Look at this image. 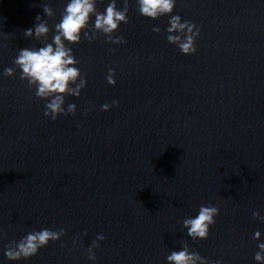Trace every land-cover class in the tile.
Listing matches in <instances>:
<instances>
[{"label":"clouds","instance_id":"clouds-1","mask_svg":"<svg viewBox=\"0 0 264 264\" xmlns=\"http://www.w3.org/2000/svg\"><path fill=\"white\" fill-rule=\"evenodd\" d=\"M139 13L150 19H157L161 16L173 13L176 0H137ZM129 3L124 0L123 9L117 8L116 0H110L105 12L101 13L96 9V0H69L66 5L62 18L55 25V34L51 43H44L43 47L20 49L14 60L16 67L21 69V79L27 80L30 87H35V95L40 99H48L45 105L44 115L55 121L60 115L75 114L76 105L69 104L67 112L63 105L66 96L79 97L81 90L86 86V78L76 65L78 61L73 55L72 49L68 44H78L81 42V33L84 39L91 42L96 38V32L105 34L107 41L114 44L126 43L122 36H113L119 29L121 23L127 24ZM44 14L51 18L54 16L53 9L48 5H43ZM95 16L94 29L91 34L84 31L88 28L90 18ZM36 24L33 28L25 30V38L35 37L37 40L47 41L50 28L47 21L40 15L35 17ZM170 27L167 28L169 43L177 45L185 55L195 54L196 38L200 34L199 28L192 21H183L179 15H172L169 20ZM153 31L159 33L161 29L154 27ZM4 76L14 75L13 68H6ZM115 70L109 69L107 82L115 86ZM79 81V82H78ZM73 85H75L73 87ZM119 101L114 100L112 105H118ZM112 105L104 104L101 106L103 111H108ZM219 214V209L215 206L201 205L198 215L195 218H187L183 221V227L187 229V236L193 241L196 239H207L210 226L215 224V217ZM254 219L264 222L259 212H253ZM65 234V229L52 231L42 229L33 231L24 236L20 241H12L6 246L4 255L8 260L18 261L27 259L38 254V251L46 247L49 242L58 241ZM86 234V233H85ZM6 234H0L4 236ZM261 233H254V239L259 240ZM103 234H98L96 239L88 248V259L95 261V249L100 247L99 241L104 240ZM259 251L255 253L254 259L259 264H264V243L258 244ZM168 264H208V261L201 257L198 252L189 251L187 242H184L182 250L172 251L167 256ZM214 264H220L219 261Z\"/></svg>","mask_w":264,"mask_h":264}]
</instances>
